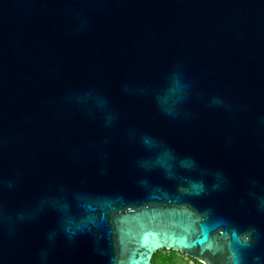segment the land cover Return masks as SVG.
Instances as JSON below:
<instances>
[{"label":"water","instance_id":"95a60500","mask_svg":"<svg viewBox=\"0 0 264 264\" xmlns=\"http://www.w3.org/2000/svg\"><path fill=\"white\" fill-rule=\"evenodd\" d=\"M264 264V0H0V264Z\"/></svg>","mask_w":264,"mask_h":264},{"label":"trees","instance_id":"16d2710c","mask_svg":"<svg viewBox=\"0 0 264 264\" xmlns=\"http://www.w3.org/2000/svg\"><path fill=\"white\" fill-rule=\"evenodd\" d=\"M152 264H201L185 254L173 250H159L154 254Z\"/></svg>","mask_w":264,"mask_h":264}]
</instances>
